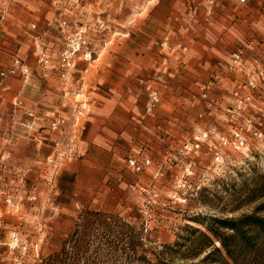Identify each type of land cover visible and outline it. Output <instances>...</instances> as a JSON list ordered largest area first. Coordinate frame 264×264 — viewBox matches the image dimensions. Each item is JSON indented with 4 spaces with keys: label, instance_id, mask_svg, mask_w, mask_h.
Wrapping results in <instances>:
<instances>
[{
    "label": "rangeland",
    "instance_id": "1",
    "mask_svg": "<svg viewBox=\"0 0 264 264\" xmlns=\"http://www.w3.org/2000/svg\"><path fill=\"white\" fill-rule=\"evenodd\" d=\"M85 13L42 57L50 106L0 94V264H198L199 231L264 218V0Z\"/></svg>",
    "mask_w": 264,
    "mask_h": 264
},
{
    "label": "crops",
    "instance_id": "2",
    "mask_svg": "<svg viewBox=\"0 0 264 264\" xmlns=\"http://www.w3.org/2000/svg\"><path fill=\"white\" fill-rule=\"evenodd\" d=\"M93 1L0 0V70L13 69L14 59L19 57L33 74L28 80L15 77L1 82L0 94L5 104L16 98L29 100L34 97L36 106H50L60 95L56 89L59 85H52L50 81L54 68L44 65L42 57L55 55L66 31L64 23L85 20L88 18L85 11L93 4L102 6L104 0ZM43 75L49 82L43 80ZM103 119L108 120L107 117Z\"/></svg>",
    "mask_w": 264,
    "mask_h": 264
},
{
    "label": "trees",
    "instance_id": "3",
    "mask_svg": "<svg viewBox=\"0 0 264 264\" xmlns=\"http://www.w3.org/2000/svg\"><path fill=\"white\" fill-rule=\"evenodd\" d=\"M218 222L217 227L208 228L210 235L199 231L201 237L208 242V246L204 245L200 251L209 248L210 253L198 264H248L247 250H252L258 244L259 236H264V218L254 213ZM246 227L249 229L244 230ZM224 230L231 231L232 234L225 233Z\"/></svg>",
    "mask_w": 264,
    "mask_h": 264
},
{
    "label": "built area",
    "instance_id": "4",
    "mask_svg": "<svg viewBox=\"0 0 264 264\" xmlns=\"http://www.w3.org/2000/svg\"><path fill=\"white\" fill-rule=\"evenodd\" d=\"M75 47H76L77 49H79V48L81 47L80 42L77 43V44L75 45ZM68 54H69V52L67 51V52L65 53V58L63 59L64 62L67 61V59H68ZM67 63H68V62H67ZM15 65L18 67L17 70H20V69H21L24 73H27V72H28V70H27L24 66H22V64H21V60H20L19 58H16V60H15ZM1 75H2V76H5V73H2ZM132 164L135 165V162L132 161Z\"/></svg>",
    "mask_w": 264,
    "mask_h": 264
}]
</instances>
